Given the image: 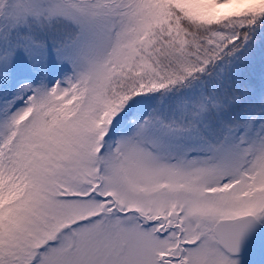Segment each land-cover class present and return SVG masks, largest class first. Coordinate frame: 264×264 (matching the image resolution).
<instances>
[{"label":"snow or ice","instance_id":"obj_1","mask_svg":"<svg viewBox=\"0 0 264 264\" xmlns=\"http://www.w3.org/2000/svg\"><path fill=\"white\" fill-rule=\"evenodd\" d=\"M0 264H264V0H0Z\"/></svg>","mask_w":264,"mask_h":264}]
</instances>
